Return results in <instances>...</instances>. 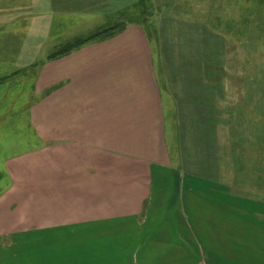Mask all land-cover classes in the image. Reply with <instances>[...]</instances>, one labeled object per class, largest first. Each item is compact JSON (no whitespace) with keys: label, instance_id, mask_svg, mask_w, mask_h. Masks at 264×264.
<instances>
[{"label":"crops","instance_id":"obj_1","mask_svg":"<svg viewBox=\"0 0 264 264\" xmlns=\"http://www.w3.org/2000/svg\"><path fill=\"white\" fill-rule=\"evenodd\" d=\"M103 1L108 13L114 1ZM144 38L128 25L40 65L26 113L40 145L15 160L31 164L42 185L1 192L0 264H264V246L251 248L253 240L241 245L218 234L221 245L210 251L214 243L202 238L209 227L224 231V218L211 219L223 204L169 167L167 104ZM173 102L192 110L186 88ZM235 241L240 252L226 250Z\"/></svg>","mask_w":264,"mask_h":264},{"label":"rangeland","instance_id":"obj_2","mask_svg":"<svg viewBox=\"0 0 264 264\" xmlns=\"http://www.w3.org/2000/svg\"><path fill=\"white\" fill-rule=\"evenodd\" d=\"M30 1L0 0V77L19 70L0 83V194L9 186L42 185L29 175L32 165L15 158L40 145L27 126L26 113L43 61L67 55L70 51L59 48L67 49L74 39L83 41L107 23L117 24L114 35L89 42L116 37L136 25L145 35L143 42L150 44L167 104L163 113L169 167L194 177L187 183L197 190L206 194L211 188L212 194L205 196L223 204L211 219H225L224 233L209 227L202 238L214 243L210 251L221 245L218 234L228 241L241 239V245L244 239L253 240L251 248L263 247L264 0H111L108 13H103V0L91 5L39 0L26 13ZM134 7L138 9L130 11ZM124 10L130 11L128 16L117 18ZM34 60L30 67L19 68ZM180 88L187 89L193 102L188 114L173 102ZM239 244L230 242L226 250L240 252Z\"/></svg>","mask_w":264,"mask_h":264},{"label":"trees","instance_id":"obj_3","mask_svg":"<svg viewBox=\"0 0 264 264\" xmlns=\"http://www.w3.org/2000/svg\"><path fill=\"white\" fill-rule=\"evenodd\" d=\"M134 9H138L137 7H134L133 9H131L130 11H134ZM127 10H124V11H119L117 12L116 14V17L118 18L119 16H122V15H125L124 17L128 16V13L130 11H128V13L126 12ZM143 15V13L141 12V16ZM115 17V16H114ZM114 23V22H113ZM113 23H107L105 24V27L101 28L98 32L96 33H92L91 35L87 36L85 39L83 38V41H79L78 39H74L72 42H70L68 44V48L64 49V48H59L58 52L60 50H62V52H68V51H71L77 47H79L80 45H83L84 43H87L89 42L90 40L92 39H95V38H107V37H110L112 35H114V32H116L115 30L118 28L117 24H113ZM56 51L52 54H55ZM53 57V56H52ZM22 69V68H20ZM17 71L19 70H16L15 72L13 71L12 73L8 74V75H5L3 77H0V83L2 82H6L7 78L12 76L14 73H17Z\"/></svg>","mask_w":264,"mask_h":264}]
</instances>
